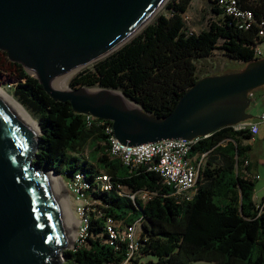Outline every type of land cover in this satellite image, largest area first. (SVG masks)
I'll list each match as a JSON object with an SVG mask.
<instances>
[{"label":"trees","instance_id":"1","mask_svg":"<svg viewBox=\"0 0 264 264\" xmlns=\"http://www.w3.org/2000/svg\"><path fill=\"white\" fill-rule=\"evenodd\" d=\"M191 0H168L135 35L103 57L72 74L68 84L120 89L155 115L166 114L179 95L198 77L195 57L219 48L243 64L261 57L256 45L264 20V0H237L254 11L255 21L241 27L238 19L208 0L212 13L207 26L187 29L183 13ZM7 56V53L2 50ZM8 58V57H7ZM9 59V58H8ZM16 79L12 94L37 119L41 133L28 159L70 180L75 173L90 186L87 234L73 247L61 249L58 264H264V197L254 198L257 177L250 170L253 136L249 127H219L199 136L189 157L203 154L191 197L173 193L160 174L146 165L130 168L109 155L108 119L76 112L69 101L54 100L39 80L19 62L8 60ZM88 148V151H85ZM86 152V153H85ZM34 153V154H33ZM36 154V155H35ZM108 173L112 186L100 189L96 176ZM150 195L132 198L129 191ZM107 216L121 226L138 219L136 247L126 238L110 239Z\"/></svg>","mask_w":264,"mask_h":264},{"label":"water","instance_id":"2","mask_svg":"<svg viewBox=\"0 0 264 264\" xmlns=\"http://www.w3.org/2000/svg\"><path fill=\"white\" fill-rule=\"evenodd\" d=\"M164 1L0 0V49L54 100L110 120L124 143L206 136L253 118L248 108L251 93L264 85V56L198 77L163 115L143 109L117 88L68 84L63 89L68 74L126 42ZM34 125L0 92V264H58L52 260L57 249L74 246L58 175L28 159L38 141Z\"/></svg>","mask_w":264,"mask_h":264},{"label":"built area","instance_id":"3","mask_svg":"<svg viewBox=\"0 0 264 264\" xmlns=\"http://www.w3.org/2000/svg\"><path fill=\"white\" fill-rule=\"evenodd\" d=\"M217 4L225 12L233 14L238 19V24L241 27H249L255 21L254 11L250 8L240 7L237 0H217ZM259 35L264 38V20L260 22ZM256 52L263 54L262 50L258 48V44L256 45ZM260 122H264V106L255 120L246 119L234 126L237 128L249 127L253 133H256ZM103 128L107 133V150L110 156L119 159L122 163L129 165L130 168L144 164L147 168L156 170L162 181L173 188V193L184 195L186 198L191 197L204 153L197 159L196 157H189L188 152L192 143L199 136L194 138L168 137L155 141L128 144L120 141L115 136L111 123H103ZM82 177L83 174L75 173L70 180H66L77 199H79L78 204L75 205L78 219L76 229L78 242H81L87 234V211L90 209V201L83 192V188L90 186V184L88 181H82ZM95 182L100 189H108L112 186L111 178L105 172L98 173ZM128 194L132 198L140 196L145 199L150 195V191L138 189L129 191ZM137 223L138 219L121 226L119 221L107 216L106 229L111 241L117 237L126 238L132 252V249L136 247L137 234L135 229Z\"/></svg>","mask_w":264,"mask_h":264},{"label":"rangeland","instance_id":"4","mask_svg":"<svg viewBox=\"0 0 264 264\" xmlns=\"http://www.w3.org/2000/svg\"><path fill=\"white\" fill-rule=\"evenodd\" d=\"M167 1L168 0H165L163 4L154 12V14L149 19V21L158 12L163 11L165 9V4ZM183 15L185 17L188 30L197 31L201 28H204L205 26H207L208 21L210 20L212 16V13L209 8L208 0H191L187 10L183 13ZM258 48L262 50L263 52L262 56H264V39L258 43ZM8 60L9 59L7 58V56L4 55L0 49V87L14 97V95L12 94V85L9 86V84H12L17 77L14 71V67L8 62ZM194 61L197 65V74L199 76L222 72L225 70H236V69L242 68L244 65L240 60L224 54L222 50H220L219 48L213 49V52L210 55L195 57ZM35 120L37 121L36 118ZM38 126H39V123H38ZM40 133H41V130L39 126V131L35 134V137H38ZM85 151L87 152L88 148H85ZM260 157L262 156L260 155ZM255 158H257L256 155H255ZM257 167L260 170L261 177L257 178L256 183L259 182L262 184L264 183V165L258 164ZM44 169L47 170L46 168ZM49 170L55 173V175H58L59 177H61V179L63 180L66 189L65 191L61 190L62 191L61 197H63V194L65 193L68 195L71 211L77 217L76 215L77 212L75 211V205L78 204L79 199H77V197L74 194V191L69 187L65 179L66 177L64 175L62 176L60 173L56 172L55 170L51 168H49ZM65 196L66 195H64V197ZM72 225L69 224L70 228L74 231V232L72 231L73 233L72 241H73V244H75L78 242L76 238V229H77L78 223L76 225L74 224ZM139 230H140V223L138 222L136 225L135 233L136 234L139 233ZM63 248H67V247H63ZM63 248L57 249V253H56L57 260L62 261L63 257L61 254V249ZM121 264H130V263L124 261ZM190 264H211V261L199 259V260L192 261Z\"/></svg>","mask_w":264,"mask_h":264},{"label":"crops","instance_id":"5","mask_svg":"<svg viewBox=\"0 0 264 264\" xmlns=\"http://www.w3.org/2000/svg\"><path fill=\"white\" fill-rule=\"evenodd\" d=\"M263 55V54H262ZM251 95L254 97L250 107L248 110L254 113V117L251 118L255 120L261 109L264 106V85L256 88ZM251 144V152H250V159L252 162V168L250 170V174L252 177L260 178V170L257 167L258 164L264 165V122L259 123V129L256 133H253L251 139L246 140ZM255 155L257 158H255ZM260 155L262 157H260ZM264 197V183H256L254 198L257 202H260ZM261 198V199H260Z\"/></svg>","mask_w":264,"mask_h":264},{"label":"bare ground","instance_id":"6","mask_svg":"<svg viewBox=\"0 0 264 264\" xmlns=\"http://www.w3.org/2000/svg\"><path fill=\"white\" fill-rule=\"evenodd\" d=\"M69 74L67 75L66 79L64 80V83H63V89H66L68 88V79H69ZM71 78V77H70ZM70 80V79H69ZM0 92L3 93L8 99L12 100L23 112L24 114L35 124L34 125V128L36 129V131L38 132L39 131V126H38V123L37 121L35 120V118L30 114V112L22 105L20 104L12 95H10L8 92H6L4 89H2L0 87ZM36 132V133H37ZM35 135V134H34ZM55 175V173H53ZM59 182H58V186L61 187V190L65 191V185H64V182L63 180L61 179V177H59ZM64 195H66L64 197ZM61 200L64 204V207H65V211H66V214H67V223L68 225H76L78 223V219L77 217L72 213L71 211V208H70V201H69V197L68 195L65 193L63 194V197H61ZM73 226V225H72ZM73 230H71L72 232ZM74 232V231H73ZM73 238V233H72V237ZM73 240V239H72Z\"/></svg>","mask_w":264,"mask_h":264}]
</instances>
